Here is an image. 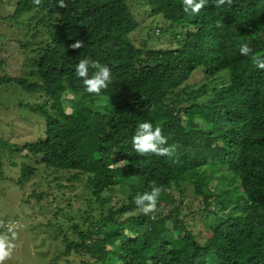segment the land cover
<instances>
[{
    "label": "trees",
    "instance_id": "obj_1",
    "mask_svg": "<svg viewBox=\"0 0 264 264\" xmlns=\"http://www.w3.org/2000/svg\"><path fill=\"white\" fill-rule=\"evenodd\" d=\"M65 3L62 9L58 0L39 6L16 1L15 16L39 15L31 20L44 37L32 47L40 81L0 77V84L17 83L44 97L29 106L45 118L42 136L12 143L9 151L38 157L52 176L85 177L89 196L100 204L98 218L87 214L83 226L72 225L75 240L63 234V253L77 252L79 264H264V70L253 64L255 56L264 57V0H233L222 8L207 0L198 14L184 12L183 0ZM131 4L160 15L156 35L170 33L175 46H136L132 34L139 21ZM76 40L84 47L72 50ZM242 44L252 49L249 55L240 54ZM85 58L111 69V82L99 95L87 93L75 75ZM66 92L99 97L103 110L72 97L64 111ZM145 121L177 146L173 156L135 152L132 137ZM121 160L128 164L116 166ZM35 171L24 162L18 179ZM153 182L162 188L155 219L135 204ZM184 182L202 208L175 198L172 188L182 194ZM115 189L122 200L103 208ZM161 202L172 206L164 212ZM205 210H213L212 220L199 213ZM196 220V232H207L201 241L190 228Z\"/></svg>",
    "mask_w": 264,
    "mask_h": 264
},
{
    "label": "rangeland",
    "instance_id": "obj_2",
    "mask_svg": "<svg viewBox=\"0 0 264 264\" xmlns=\"http://www.w3.org/2000/svg\"><path fill=\"white\" fill-rule=\"evenodd\" d=\"M16 1L0 0V77L13 75L40 81L33 61L36 51L32 47L44 37L40 34L39 27L36 28L38 32H35L34 22L31 20L33 16L36 21L39 15L26 11L15 16ZM130 8L139 21L137 31L132 34V41L136 46L155 49L175 46L170 33L166 36L163 33L156 35L158 30L155 28L163 23L160 21V15L150 14L146 9L140 8V5L131 4ZM153 29L155 34L152 32ZM199 83L197 82L198 86ZM214 83L220 85L218 80ZM41 94L26 91L17 83L0 84V221L5 224V227H0V234L11 237L7 230L8 221L16 220L19 225L17 228L12 227L16 233V239L12 241L15 248L11 258L4 264H79L81 257L77 252L70 250L63 253L62 236L65 234L69 240H75L77 234L73 224L83 226L87 214L94 218L99 217L100 204L89 196L85 177L69 181L68 172L60 171L52 176L51 170L45 169L42 163L37 162L40 160L38 157L36 159L21 149L12 153L8 149L12 143L31 142L42 136L45 118L37 110L29 108L31 105L43 103L44 97ZM72 97L97 110H103L104 101L99 97L91 100L81 98L79 94L72 96L70 92H66L62 99L64 111L70 110L71 104L68 99ZM186 99L187 96L183 95L184 102ZM18 147L19 145L16 146ZM24 162L35 167L37 171L30 175L29 179L22 181L18 177L21 164ZM59 174L60 177L54 178ZM181 188L182 194H177L175 188H172L175 198L181 197V201L184 202L191 199L190 206L193 209L203 207L200 196L197 197L193 193L187 182H184V188ZM32 190H36L35 193H42L36 196L32 194ZM121 197L118 189L113 190L109 194V201L103 203V208L106 205H118ZM159 205L164 212L172 206L164 202ZM214 211L218 213V210ZM199 213L207 215L209 221L214 216L213 210ZM198 222L196 220L190 226L194 232L197 230ZM206 233L203 235L196 232L197 240L201 241Z\"/></svg>",
    "mask_w": 264,
    "mask_h": 264
},
{
    "label": "clouds",
    "instance_id": "obj_3",
    "mask_svg": "<svg viewBox=\"0 0 264 264\" xmlns=\"http://www.w3.org/2000/svg\"><path fill=\"white\" fill-rule=\"evenodd\" d=\"M207 0H183V10L188 13L198 14L205 6ZM37 6L41 4V0H33ZM233 0H215V7L222 8L225 4L231 6ZM59 8H66L65 0H58ZM217 27L221 26V22H217ZM72 50H79L84 47V42L76 40L68 46ZM241 55H249L252 49L248 44L240 46ZM253 64L256 68L264 70V57L259 55L253 58ZM90 70L92 74L89 75ZM75 75L83 81L84 89L87 93L99 95L103 89H107L111 82V69L106 64L91 59H81L75 67ZM168 139L162 134V129L156 127L150 122H142L137 126L134 136L132 137V146L135 152L140 156H148L153 154L158 157H171L176 152V145H168ZM128 164L127 160H121L116 166L124 167ZM162 188L157 186L155 182L151 185V191L145 192L135 197V204L140 212L145 216H151L155 219L157 212L158 198L160 197ZM15 221L13 228L19 227L16 220L7 222V230L11 233V237L7 234H0V264H4L7 259L11 258L15 244L12 243L16 239V233L11 227L8 228L9 222ZM0 227H5L3 221H0Z\"/></svg>",
    "mask_w": 264,
    "mask_h": 264
},
{
    "label": "built area",
    "instance_id": "obj_4",
    "mask_svg": "<svg viewBox=\"0 0 264 264\" xmlns=\"http://www.w3.org/2000/svg\"><path fill=\"white\" fill-rule=\"evenodd\" d=\"M14 223H15V221H13V222H9V224H8V228H9V227H11V228H12V227H13V225H14Z\"/></svg>",
    "mask_w": 264,
    "mask_h": 264
}]
</instances>
